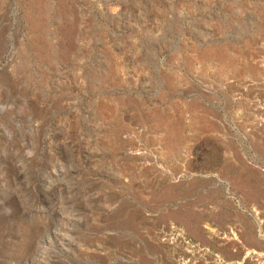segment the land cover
<instances>
[{
    "label": "rangeland",
    "instance_id": "rangeland-1",
    "mask_svg": "<svg viewBox=\"0 0 264 264\" xmlns=\"http://www.w3.org/2000/svg\"><path fill=\"white\" fill-rule=\"evenodd\" d=\"M0 264H264V0H0Z\"/></svg>",
    "mask_w": 264,
    "mask_h": 264
},
{
    "label": "built area",
    "instance_id": "built-area-1",
    "mask_svg": "<svg viewBox=\"0 0 264 264\" xmlns=\"http://www.w3.org/2000/svg\"><path fill=\"white\" fill-rule=\"evenodd\" d=\"M180 231H181V230H180ZM181 232H182V231H181ZM179 235H180V236H179V237H180V240H179L180 242H181V241H184V242H186V243L188 242V241L185 239L183 233H180Z\"/></svg>",
    "mask_w": 264,
    "mask_h": 264
},
{
    "label": "bare ground",
    "instance_id": "bare-ground-1",
    "mask_svg": "<svg viewBox=\"0 0 264 264\" xmlns=\"http://www.w3.org/2000/svg\"><path fill=\"white\" fill-rule=\"evenodd\" d=\"M12 6V5H11ZM36 26H37V24H36ZM33 29H34V27H32Z\"/></svg>",
    "mask_w": 264,
    "mask_h": 264
}]
</instances>
